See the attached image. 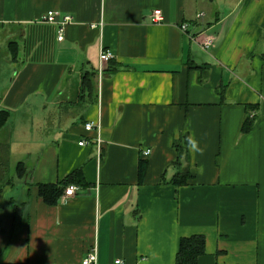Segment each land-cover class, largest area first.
<instances>
[{"label": "crops", "instance_id": "crops-1", "mask_svg": "<svg viewBox=\"0 0 264 264\" xmlns=\"http://www.w3.org/2000/svg\"><path fill=\"white\" fill-rule=\"evenodd\" d=\"M200 1L0 0V135L26 155L0 194V264H84L94 247L97 264H176L193 236L199 264H264V0ZM50 11L72 18L62 42ZM41 185L65 188L56 205Z\"/></svg>", "mask_w": 264, "mask_h": 264}, {"label": "trees", "instance_id": "trees-1", "mask_svg": "<svg viewBox=\"0 0 264 264\" xmlns=\"http://www.w3.org/2000/svg\"><path fill=\"white\" fill-rule=\"evenodd\" d=\"M112 62V61H111ZM110 63V62H109ZM112 73H115L116 69L109 70ZM95 77L94 74H86L84 77L83 87H88L92 81V77ZM10 114L9 112H0V131L5 127L9 120ZM253 127V122L247 120L244 127L243 132L249 133ZM22 164H19L17 170L19 171ZM148 169V163L146 161H141L139 166V183L143 185L146 177ZM81 174V172H79ZM74 175L68 177L62 185L66 186L70 183L76 182ZM190 172L186 171L184 173L177 174L172 180L171 184L174 187H184L187 186L189 181L191 180ZM82 182V181H81ZM80 183V182H79ZM82 184V183H81ZM64 187L58 185H41L39 186V194L40 197L44 200V202L50 206L56 205L62 195L64 194ZM207 254V241L204 236H193L189 238H183L180 242V249L177 255L176 264H199V260Z\"/></svg>", "mask_w": 264, "mask_h": 264}, {"label": "built area", "instance_id": "built-area-1", "mask_svg": "<svg viewBox=\"0 0 264 264\" xmlns=\"http://www.w3.org/2000/svg\"><path fill=\"white\" fill-rule=\"evenodd\" d=\"M162 13L160 11H156L154 12L153 14V18H154V21L156 23H159L161 20H162ZM201 16H199L198 18H201ZM43 23H46V24H50V25H56V24H59L60 25V29H59V37H58V40L60 42H62L64 39H65V29L66 27L71 24L72 22V18L71 17H66L64 19L63 22H60L59 21V13L58 12H55V11H50L48 13H46L43 17H42V20H41ZM181 30L184 32V33H187L188 30H189V25L188 24H184L181 26ZM206 47H209L212 45V42L211 40H207L206 42ZM114 59V55L110 52V51H107V50H103L101 52V55H100V67L98 69V72H99V76H102L105 72V65L111 61H113ZM95 123H89L85 126V130L87 132H91L94 130L95 128ZM86 143L85 142H81L80 145L81 146H84ZM149 152V151H147ZM151 153V151H150ZM150 153L148 155L145 154V156H149ZM78 188L76 186H70L67 188L66 192H65V196L63 198V200H65V198H68V197H73L76 195V192H77ZM84 264H97V249L96 247H94L90 253H88V255L86 256L85 260H84ZM116 264H122L121 261H117Z\"/></svg>", "mask_w": 264, "mask_h": 264}, {"label": "rangeland", "instance_id": "rangeland-1", "mask_svg": "<svg viewBox=\"0 0 264 264\" xmlns=\"http://www.w3.org/2000/svg\"><path fill=\"white\" fill-rule=\"evenodd\" d=\"M220 3V0H214L212 4L211 0H201V11L209 13L210 10H221ZM11 134L12 131L7 129L5 133L0 135V194L7 187V180L9 178L13 179L16 176V165L18 161L26 157L25 151L20 146L15 147L10 145L12 139ZM15 163L17 164L15 165Z\"/></svg>", "mask_w": 264, "mask_h": 264}, {"label": "clouds", "instance_id": "clouds-1", "mask_svg": "<svg viewBox=\"0 0 264 264\" xmlns=\"http://www.w3.org/2000/svg\"><path fill=\"white\" fill-rule=\"evenodd\" d=\"M187 146L189 151L193 152V153H199V154H203L204 149L201 147L200 142L195 139L194 135H189L187 136ZM150 153L146 152L145 154L148 155Z\"/></svg>", "mask_w": 264, "mask_h": 264}]
</instances>
